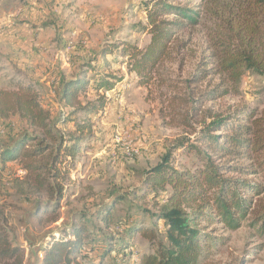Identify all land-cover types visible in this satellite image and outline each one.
<instances>
[{"label":"rangeland","instance_id":"1","mask_svg":"<svg viewBox=\"0 0 264 264\" xmlns=\"http://www.w3.org/2000/svg\"><path fill=\"white\" fill-rule=\"evenodd\" d=\"M149 1L0 0V90L12 89V84L19 81L36 84L42 102L51 111L52 125H59L56 129L67 133L72 127L70 122L62 123L67 111L55 100L60 79H69L94 65H109L102 72L111 88L110 92L103 91L109 102L102 113L92 117L94 137L90 149L81 153L74 164L67 157V163L59 167L70 178L59 181L65 195L56 222L51 220L53 216L41 214H52L56 201L33 190L36 188L25 179L26 174H20L22 165L10 163L3 170L0 166V219L13 246L22 249L23 264L41 263L39 253L51 233L71 224L100 225L92 219L93 213L115 196L124 197L115 208L117 219L122 222L128 215H145L149 224L148 212L159 211L167 196L160 193L157 200L153 193L145 200L134 197L142 194L145 173L168 153H172V164L179 170L201 166L197 154L175 148L180 140L201 146L215 117L225 116L237 107L264 104V76L255 73L246 74L240 85L223 86L225 80L219 76L193 81L208 51L211 30L199 0H175L176 5L198 12L200 25L180 33L170 58L158 68L152 83L139 86L136 75L122 66L124 59L115 53V46L125 41L142 49L150 43L151 36L143 31L147 24L144 5ZM25 40L28 48L17 50V41ZM106 49L114 55L104 62L96 55ZM88 75L92 77V71ZM215 89L228 93L215 101L199 102L206 100L202 95ZM88 98L96 99L95 89H90ZM0 131H4L0 136L3 148L25 132L40 135L16 117L0 120ZM119 135L123 144L137 151L133 157L124 153L122 144H116ZM48 157L36 159L35 165L47 166ZM42 178L46 185L55 184L48 171ZM256 216L236 232L220 230L224 243L214 252L210 264H264V235L251 225ZM133 242L135 257L148 251V243L140 236ZM81 264L90 262L81 260ZM104 264L115 263L108 259Z\"/></svg>","mask_w":264,"mask_h":264},{"label":"trees","instance_id":"2","mask_svg":"<svg viewBox=\"0 0 264 264\" xmlns=\"http://www.w3.org/2000/svg\"><path fill=\"white\" fill-rule=\"evenodd\" d=\"M199 1L205 7L211 30L208 51L193 81L219 76L225 80L223 86L240 85L246 74L264 76V0ZM144 9L147 24L143 31L151 36L150 43L141 49L123 41L115 46V53L124 59L122 66L136 75L138 85L147 87L158 68L170 58L177 36L199 26L201 16L191 8L176 5L175 0H152L145 3ZM113 53L106 49L96 57L105 62ZM108 67L102 63L69 79H60L57 95L67 111L62 123L72 124L67 133L56 129L58 124L52 125L51 111L42 102L36 84L19 81L12 84V89L0 90V120L16 117L33 133H40L33 136L25 132L0 147L1 169L10 163L22 165L25 179L36 188L33 190L56 201L52 214L41 211L42 216H53V222L58 220L65 195L59 181L70 178L59 167L67 163V157L74 164L81 153L90 149L94 137L92 117L102 113L109 102L103 91L110 92L111 88L102 77ZM90 71L92 77L88 75ZM92 88L96 99L88 98ZM227 93L215 89L202 95L206 100L199 102L215 101ZM216 132L218 135H211ZM31 144L35 146L30 148ZM175 148L194 152L202 165L179 170L172 164V153H168L145 173L142 194L134 197L145 200L153 193L157 200L160 193L167 196L159 211L146 210L151 216L149 224L145 215H128L122 222L117 219L115 208L124 197L115 196L93 213L92 219L100 225L71 224L51 233L42 248L44 258L40 264H81V260L104 264L108 259L115 264H208L224 243L220 230L236 232L257 215L251 225L264 235V104L237 107L225 116L215 117L201 146L180 140ZM47 154V166L35 165L36 159ZM46 171L54 178L53 186L46 185L42 178ZM136 236L148 243V251L137 257L133 254ZM6 262L23 264L24 253L13 246L0 219V263Z\"/></svg>","mask_w":264,"mask_h":264},{"label":"built area","instance_id":"3","mask_svg":"<svg viewBox=\"0 0 264 264\" xmlns=\"http://www.w3.org/2000/svg\"><path fill=\"white\" fill-rule=\"evenodd\" d=\"M3 134H4V131H0V136ZM123 141L124 140L120 135L116 137V144H118V145L122 144L121 146L123 147L124 153L130 157H133L137 153V151L134 150L133 148H131L129 145L123 144ZM20 174L23 175L26 173H25V171L21 170ZM39 256H40V260H43V258H44L43 252H40Z\"/></svg>","mask_w":264,"mask_h":264},{"label":"crops","instance_id":"4","mask_svg":"<svg viewBox=\"0 0 264 264\" xmlns=\"http://www.w3.org/2000/svg\"><path fill=\"white\" fill-rule=\"evenodd\" d=\"M29 40V39H28ZM28 40H25L24 42L23 41H17V44H16V49L18 50L19 48H23V49H25V48H28L27 47V45L28 44H26V43H28ZM25 44V45H24ZM58 85H59V83H58ZM58 85H57V90H58ZM42 94V92H40V95ZM44 94V93H43ZM42 99V98H41ZM55 100H57L58 101V104L60 103V101H59V98H58V96L56 97V99ZM46 104V103H45Z\"/></svg>","mask_w":264,"mask_h":264}]
</instances>
